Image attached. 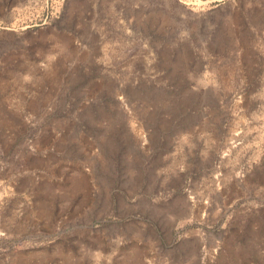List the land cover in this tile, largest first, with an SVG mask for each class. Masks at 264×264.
Listing matches in <instances>:
<instances>
[{
	"label": "rangeland",
	"instance_id": "rangeland-1",
	"mask_svg": "<svg viewBox=\"0 0 264 264\" xmlns=\"http://www.w3.org/2000/svg\"><path fill=\"white\" fill-rule=\"evenodd\" d=\"M0 264H264V0H0Z\"/></svg>",
	"mask_w": 264,
	"mask_h": 264
}]
</instances>
